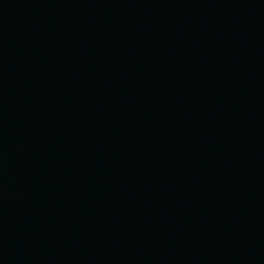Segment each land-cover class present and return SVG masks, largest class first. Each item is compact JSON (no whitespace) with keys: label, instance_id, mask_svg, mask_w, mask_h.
<instances>
[{"label":"water","instance_id":"water-1","mask_svg":"<svg viewBox=\"0 0 264 264\" xmlns=\"http://www.w3.org/2000/svg\"><path fill=\"white\" fill-rule=\"evenodd\" d=\"M37 0H0V264H14L31 121Z\"/></svg>","mask_w":264,"mask_h":264}]
</instances>
